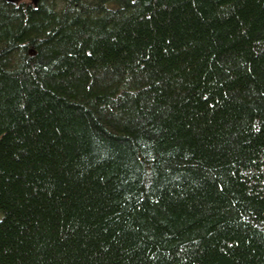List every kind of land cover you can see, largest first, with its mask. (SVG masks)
<instances>
[{
  "label": "trees",
  "instance_id": "trees-1",
  "mask_svg": "<svg viewBox=\"0 0 264 264\" xmlns=\"http://www.w3.org/2000/svg\"><path fill=\"white\" fill-rule=\"evenodd\" d=\"M0 264H264V0H0Z\"/></svg>",
  "mask_w": 264,
  "mask_h": 264
},
{
  "label": "water",
  "instance_id": "water-1",
  "mask_svg": "<svg viewBox=\"0 0 264 264\" xmlns=\"http://www.w3.org/2000/svg\"><path fill=\"white\" fill-rule=\"evenodd\" d=\"M7 1L10 3H17L20 0H7ZM31 1L36 5L39 0H31Z\"/></svg>",
  "mask_w": 264,
  "mask_h": 264
}]
</instances>
